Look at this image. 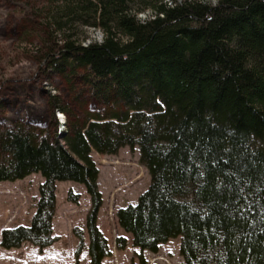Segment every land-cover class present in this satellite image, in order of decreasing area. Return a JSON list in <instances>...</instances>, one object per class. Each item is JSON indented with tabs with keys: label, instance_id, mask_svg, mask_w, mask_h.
<instances>
[{
	"label": "trees",
	"instance_id": "trees-1",
	"mask_svg": "<svg viewBox=\"0 0 264 264\" xmlns=\"http://www.w3.org/2000/svg\"><path fill=\"white\" fill-rule=\"evenodd\" d=\"M38 2L31 16L55 38L38 50L42 63L78 80L101 110L75 117L53 98L51 109L71 115L67 132L0 130V184L44 179L30 225L3 230L0 246L55 244L57 183L75 182L91 202L85 229L72 232L76 258L87 251L104 264L112 251L92 153L137 148L150 185L117 213L134 248L157 254L180 237L184 264H264V0ZM89 29L103 40L85 45Z\"/></svg>",
	"mask_w": 264,
	"mask_h": 264
},
{
	"label": "rangeland",
	"instance_id": "rangeland-1",
	"mask_svg": "<svg viewBox=\"0 0 264 264\" xmlns=\"http://www.w3.org/2000/svg\"><path fill=\"white\" fill-rule=\"evenodd\" d=\"M205 1L214 5L216 0ZM34 7L41 10L43 4L38 0H0V130L24 126L35 133L53 136L58 125L59 131L67 132L71 115L51 109L49 100L59 99L61 106L75 117L101 109L94 105L78 80L70 83L69 77L42 63L38 50L48 42L54 43L55 38L42 37L39 22L31 16ZM147 18L148 15L141 16L142 20ZM87 39L85 45L99 43L103 35L99 30L89 29ZM92 158L100 170L98 187L103 196L98 226L112 251L105 263L140 264L138 256L142 254L148 264H184L180 237L162 245L157 254L141 252L132 246L131 237L118 224V211L136 205L150 185L149 173L140 164L139 149L124 148L116 156L93 152ZM43 182L42 176L35 174L0 184V241L3 230L30 225ZM70 191L80 195L78 205L68 202ZM57 199L53 227L58 241L43 250L30 244L14 250L0 246V264H89L87 251L77 260L78 240L72 234L75 228L85 229L91 208L86 188L75 182H59ZM119 237L127 240L125 250L116 246Z\"/></svg>",
	"mask_w": 264,
	"mask_h": 264
},
{
	"label": "crops",
	"instance_id": "crops-1",
	"mask_svg": "<svg viewBox=\"0 0 264 264\" xmlns=\"http://www.w3.org/2000/svg\"><path fill=\"white\" fill-rule=\"evenodd\" d=\"M105 262H106V259L104 260V264H106ZM89 264H90V259H89Z\"/></svg>",
	"mask_w": 264,
	"mask_h": 264
}]
</instances>
